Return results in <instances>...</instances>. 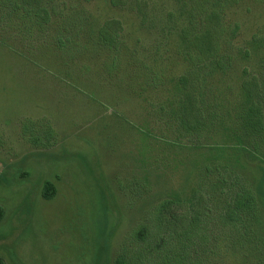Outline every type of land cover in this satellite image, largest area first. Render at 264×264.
Listing matches in <instances>:
<instances>
[{
    "label": "rangeland",
    "instance_id": "rangeland-1",
    "mask_svg": "<svg viewBox=\"0 0 264 264\" xmlns=\"http://www.w3.org/2000/svg\"><path fill=\"white\" fill-rule=\"evenodd\" d=\"M64 1L67 14L72 0ZM124 1H73L98 23L121 20L125 47L111 75L114 66L108 63L106 72L103 64L108 53L86 38L57 48L61 19L26 33L25 21L0 9V256L6 264H111L119 254L132 264H160L149 254L154 242L132 232L150 224L161 200L188 196L194 183L190 151L166 142L174 133L152 108L172 94L169 79L188 65L168 16L183 8L176 0ZM227 1L224 23L239 25L234 45L264 28V0ZM154 75L156 87L147 83ZM248 165L252 185L261 171ZM46 182L54 187L51 198L43 195ZM258 204V220L248 219L244 234L221 225L207 230L208 246L200 244L199 257L187 263L264 264V202ZM191 225L181 232L195 239Z\"/></svg>",
    "mask_w": 264,
    "mask_h": 264
},
{
    "label": "trees",
    "instance_id": "trees-1",
    "mask_svg": "<svg viewBox=\"0 0 264 264\" xmlns=\"http://www.w3.org/2000/svg\"><path fill=\"white\" fill-rule=\"evenodd\" d=\"M73 1L67 14L64 0H0V9L16 17L19 24L25 21L26 33L43 32L54 16L61 19L55 29L57 48L60 50L66 40L86 38L108 53L103 64L107 72L111 62L114 68L109 75L113 74L125 47L121 20L109 18L98 23ZM109 1L115 6L125 2ZM227 2L176 0L183 10L177 17L168 14L170 28L179 40L178 53L188 65L183 73L169 79L172 94L163 103H153L152 108L157 120L174 133L173 139L162 140L190 151L188 172L194 183L188 196L175 193L161 200L150 211V224L140 223L132 232L138 241L154 242L149 254L159 257L160 264H202L187 260L199 257L200 244L208 246L211 234L207 230L214 233L213 227L221 225L244 234L247 220H258L259 200L264 202V28L234 45L239 25L224 23L222 9ZM145 22L142 15L141 25ZM151 22L157 24L158 19ZM227 30L229 37H224L221 46L220 36ZM138 67L147 69L142 64ZM154 76L147 83L156 87L159 77ZM248 163L261 171L258 177L253 173L252 185L244 173ZM53 193V185L46 182L43 195L51 198ZM173 206L180 212L170 211L175 210ZM191 223L195 239L181 232ZM204 235H209L208 239ZM140 255L141 248L135 256ZM0 264H6L1 256ZM111 264L132 262L119 254Z\"/></svg>",
    "mask_w": 264,
    "mask_h": 264
}]
</instances>
